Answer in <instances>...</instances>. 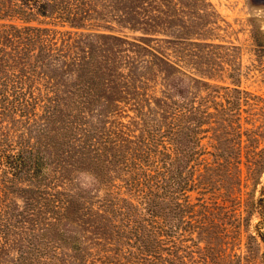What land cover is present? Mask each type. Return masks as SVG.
Here are the masks:
<instances>
[{
	"label": "trees",
	"instance_id": "1",
	"mask_svg": "<svg viewBox=\"0 0 264 264\" xmlns=\"http://www.w3.org/2000/svg\"><path fill=\"white\" fill-rule=\"evenodd\" d=\"M204 4L0 0V264H186L191 235L225 229L241 105L264 99L223 43L161 20ZM248 164L263 172L264 156Z\"/></svg>",
	"mask_w": 264,
	"mask_h": 264
},
{
	"label": "rangeland",
	"instance_id": "2",
	"mask_svg": "<svg viewBox=\"0 0 264 264\" xmlns=\"http://www.w3.org/2000/svg\"><path fill=\"white\" fill-rule=\"evenodd\" d=\"M209 1L211 6L204 4L203 9L195 11L178 5L167 15L161 13V20L167 22L171 17L174 33L186 26L201 27L199 31L206 33L205 39L223 43L225 47L212 50L218 51L221 57L232 53L231 58L241 63L240 87L264 99V58L258 55L252 37L255 28L264 33V0ZM162 27L158 28V35L166 37L165 27ZM227 45H237V48L232 51L226 48ZM233 52H237V57ZM219 67L214 65L215 70ZM241 106V130L244 131L240 144L243 156L241 182L235 189L227 187L226 180L219 186L221 223L225 229H214L200 237L191 235L186 241V264H264L263 243L254 230V224L263 215L256 199L263 195L259 189L264 181V171H253L248 164L251 157L260 159L264 156V101L252 99Z\"/></svg>",
	"mask_w": 264,
	"mask_h": 264
}]
</instances>
